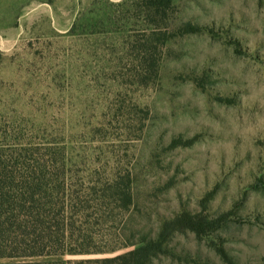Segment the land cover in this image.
I'll list each match as a JSON object with an SVG mask.
<instances>
[{
  "label": "rangeland",
  "instance_id": "obj_1",
  "mask_svg": "<svg viewBox=\"0 0 264 264\" xmlns=\"http://www.w3.org/2000/svg\"><path fill=\"white\" fill-rule=\"evenodd\" d=\"M162 9L0 0V157L38 151L87 248L116 249L0 264H103L184 212L221 225L174 234L152 264H264V0ZM126 176L127 210L109 188Z\"/></svg>",
  "mask_w": 264,
  "mask_h": 264
},
{
  "label": "trees",
  "instance_id": "obj_2",
  "mask_svg": "<svg viewBox=\"0 0 264 264\" xmlns=\"http://www.w3.org/2000/svg\"><path fill=\"white\" fill-rule=\"evenodd\" d=\"M169 1L147 0L155 14H163L162 7ZM52 166L53 163L31 149L15 158L0 157L3 169L0 171V259L109 253L116 250L87 248L93 239L88 233L90 222L80 221L81 216L71 213L75 205L66 202L64 180L47 173ZM19 168L31 174L26 176ZM114 181L109 188L117 192L121 206L127 210L132 202L129 178L125 177L124 186L119 190ZM89 208L90 205L86 204V209ZM96 211L102 210L98 207ZM203 220L188 212L177 214L162 221L154 235L142 234L129 251L103 258L101 262L152 264L153 259L173 253L170 242L174 234L184 231L203 234L204 230L213 231L221 225ZM11 264H65V261H16Z\"/></svg>",
  "mask_w": 264,
  "mask_h": 264
}]
</instances>
